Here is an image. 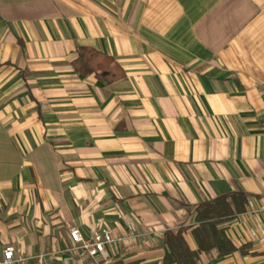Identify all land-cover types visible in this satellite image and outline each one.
I'll return each mask as SVG.
<instances>
[{"label": "crops", "instance_id": "0c3cea01", "mask_svg": "<svg viewBox=\"0 0 264 264\" xmlns=\"http://www.w3.org/2000/svg\"><path fill=\"white\" fill-rule=\"evenodd\" d=\"M78 47L123 71L76 72ZM237 247L264 264V0H0V246L40 264H162L167 230L230 191ZM109 229L103 254L69 230Z\"/></svg>", "mask_w": 264, "mask_h": 264}, {"label": "trees", "instance_id": "16d2710c", "mask_svg": "<svg viewBox=\"0 0 264 264\" xmlns=\"http://www.w3.org/2000/svg\"><path fill=\"white\" fill-rule=\"evenodd\" d=\"M73 66L77 73L84 76L95 74L98 79L107 83L123 76V71L113 59L89 47H78ZM247 200L248 194L237 189L200 202L195 207V224L190 229L195 248H191L184 237L187 228L167 230L163 236L167 251L161 263L199 264L201 253L214 252L217 257H224L235 251L245 253V246L237 247L228 236L226 223L246 210Z\"/></svg>", "mask_w": 264, "mask_h": 264}, {"label": "built area", "instance_id": "2783aa9c", "mask_svg": "<svg viewBox=\"0 0 264 264\" xmlns=\"http://www.w3.org/2000/svg\"><path fill=\"white\" fill-rule=\"evenodd\" d=\"M69 238L71 240L69 250L72 253L93 258L103 254L107 246L121 240L120 237L114 236L109 229H100L87 236L83 235L79 229L71 228ZM43 257V254H39L33 259L40 264ZM30 259L31 257L23 254L19 248L12 244L0 246V264H29Z\"/></svg>", "mask_w": 264, "mask_h": 264}]
</instances>
